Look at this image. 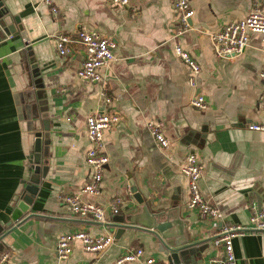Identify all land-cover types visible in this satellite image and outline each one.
Listing matches in <instances>:
<instances>
[{
  "label": "crops",
  "instance_id": "1",
  "mask_svg": "<svg viewBox=\"0 0 264 264\" xmlns=\"http://www.w3.org/2000/svg\"><path fill=\"white\" fill-rule=\"evenodd\" d=\"M2 1L8 11L6 21L0 20V259L8 254L2 264H117L130 247H142L144 254L128 264H146L150 256L171 263L152 231L126 228L117 237L118 227L110 226L118 218L127 223L146 204L152 212L174 211L185 222L188 243L196 242L198 251L181 264H209L223 255L212 219L189 207V179L182 168L190 154L198 155L204 167L201 193L219 209L223 225L249 226L252 207L264 209V129L250 128L264 125L262 36L252 33L245 51L235 57L218 55L212 41L228 23L256 7L264 11V0H190L195 13L182 33L173 0H129L126 5L54 0L58 14L43 0ZM81 26L118 42L114 59L100 69L99 82L78 76L86 57L76 40ZM59 32L75 39L68 56L56 47ZM177 45L200 64L195 86ZM33 62L41 72L38 80ZM104 83L110 104L101 95ZM199 94L206 98L204 109L191 103ZM96 111L119 112L121 120L105 131L109 162L100 192L89 194L81 192L91 177L87 117ZM43 113L51 120L49 131H43L47 176L30 209L14 218ZM150 120L162 124L169 148L155 140ZM65 193L103 206L114 197L123 201L119 213L108 212V221L101 223L72 211L61 201ZM79 230L113 234L115 240L102 253L87 251L77 241L70 256L60 258L59 237ZM233 243L237 264H264V231L252 230Z\"/></svg>",
  "mask_w": 264,
  "mask_h": 264
},
{
  "label": "built area",
  "instance_id": "2",
  "mask_svg": "<svg viewBox=\"0 0 264 264\" xmlns=\"http://www.w3.org/2000/svg\"><path fill=\"white\" fill-rule=\"evenodd\" d=\"M49 5L54 14L59 13V9L54 0H43ZM116 4L126 5L129 0H112ZM178 14V32L182 33L191 27V19L195 13L190 0H173ZM258 33L262 36V53L264 56V11L259 7L252 10L245 18L228 23L225 27L212 35L213 44L218 55L222 57H235L242 54L250 43L251 34ZM76 40L83 45L86 51L85 60L78 70V76L81 79L99 82L102 80L100 73L101 67L108 65L115 57L114 50L118 42L114 37L100 34L97 31L90 30L86 26L79 27ZM75 39L66 32H59L56 35V47L62 56H68L72 52V45ZM176 54L184 60L191 68L192 75L189 82L192 86L196 85L197 74L201 71L200 64L192 54L181 45L176 46ZM263 80V93L261 108L264 110V66L261 70ZM101 95L107 103H112L113 98L108 94V87L103 84ZM191 103L200 109L207 107V101L204 95H195ZM121 120L119 112L96 111L87 117V135L90 141V148L87 152V163L91 169V177L82 187V193L98 194L103 182V175L106 165L109 162V155L104 150V138L106 129L116 125ZM148 129L153 134L158 144L164 148H169L170 141L166 137L163 126L159 121L150 120L147 123ZM251 129L263 130L264 125L253 123ZM183 171L189 179V188L191 198L190 208H196L201 216L211 218L213 226L217 229V242L222 243L224 253L221 256L212 257L209 264H237V258L234 251L233 240L236 237L245 235L252 230L264 231V209L253 208L250 217V225L241 224L228 225L222 223V215L219 209L210 204L203 197L199 181L203 173V164L197 154L189 155ZM61 201L69 206L77 214L90 215L101 223H106L107 213L117 214L120 211L122 198L114 197L109 206H103L96 203L84 202L80 194H63ZM113 234L92 235L88 231L79 230L63 233L57 241V254L60 258H68L73 251L74 243L80 241L87 251L102 253L105 252L114 242ZM144 254L142 247H130L129 250L118 257L117 264H128L131 261L140 259ZM8 259L5 254L0 259V264ZM146 264H171L158 263L157 259L150 256L146 259ZM181 264V263H179Z\"/></svg>",
  "mask_w": 264,
  "mask_h": 264
},
{
  "label": "water",
  "instance_id": "3",
  "mask_svg": "<svg viewBox=\"0 0 264 264\" xmlns=\"http://www.w3.org/2000/svg\"><path fill=\"white\" fill-rule=\"evenodd\" d=\"M4 8V2L0 0V20L5 22L8 11ZM6 32L9 34L8 27H5ZM32 74L37 77V80L41 74L38 63L33 62L31 64ZM36 80V82H37ZM45 112L44 110H42ZM42 129L35 131V145L34 151L29 158V171L30 175L24 180L25 187L20 193V201L17 204L13 213L14 218H19L23 213H26L31 204L34 202L35 196L38 194L40 189V183L43 178L47 176L48 165L43 164L44 152H43V131H49L51 120L47 115H42ZM46 136V134H45ZM132 192L135 194L136 199L140 204H144L145 200L142 195L138 193L136 186L132 185ZM174 211L170 212H152L150 207L146 204L143 206L142 211L135 217L129 218L127 223H124L123 218L115 219L114 223H110V226L118 227L117 237L126 228H144L152 231L162 241L164 249L169 254V260L172 264H179L183 261H188L195 258L197 249L196 242L188 243L186 235L185 222L182 221L177 214H173ZM136 224V225H134ZM138 224V225H137ZM1 232V229H0ZM0 234V250L1 241L3 239ZM175 237V239H173ZM199 250H203L199 248Z\"/></svg>",
  "mask_w": 264,
  "mask_h": 264
}]
</instances>
